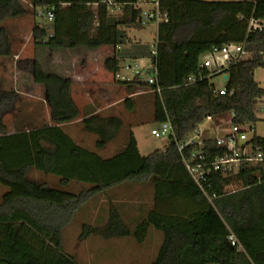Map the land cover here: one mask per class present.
Returning a JSON list of instances; mask_svg holds the SVG:
<instances>
[{
	"label": "trees",
	"instance_id": "trees-1",
	"mask_svg": "<svg viewBox=\"0 0 264 264\" xmlns=\"http://www.w3.org/2000/svg\"><path fill=\"white\" fill-rule=\"evenodd\" d=\"M23 1L35 16L40 9L55 11L52 33L44 25L33 27V39L39 46L91 50L113 47L120 53L107 59L105 66L114 74L125 60L149 55L147 46L118 50L131 44L127 30L141 26V11L134 7L137 0H118L126 4L124 15L118 19L109 15L104 0H0V57L13 56L10 35L1 25L27 14ZM162 1L169 5V21L158 27V84L162 95H156L157 122L171 121L179 142L198 130L208 117L226 113L234 115L232 121L237 125L256 126L260 121L258 102L264 98V88L255 80L256 71L264 68V28L251 30L250 22L264 21V0ZM61 5L72 9L70 41L59 34L63 25ZM230 43L245 44L250 56L233 62L226 70V95L213 94L208 81L187 84L190 76L201 77L199 62L203 54ZM33 79L45 87L51 108L50 121L41 127L9 133L2 119L14 108L18 93L0 92V184L9 188L0 203V223L15 224L10 246L18 254L14 260L0 259V264H79L67 254L63 242L64 230L76 214L111 190L147 183L154 187V209L134 231L118 209L111 210L101 232L105 237H134L142 244L150 228L162 232L164 241L152 264H264V161L257 166L243 164L235 177L214 175L207 190L210 201L190 177L175 143L143 156L131 133L128 146L110 159L80 147L62 128L80 116L71 96L72 80L45 73L37 62ZM123 85L134 93L149 88L140 78ZM126 102L132 104L130 99ZM82 123L87 131L98 135V149H104L123 128V121L115 116L94 115ZM252 142L264 150V138L256 135ZM208 148L209 158L222 153L214 140L208 141ZM33 170L59 177L63 187L74 181L92 187L78 194L52 188L31 180ZM84 229V236L95 232L90 226ZM232 233L244 251L230 245Z\"/></svg>",
	"mask_w": 264,
	"mask_h": 264
},
{
	"label": "rangeland",
	"instance_id": "rangeland-1",
	"mask_svg": "<svg viewBox=\"0 0 264 264\" xmlns=\"http://www.w3.org/2000/svg\"><path fill=\"white\" fill-rule=\"evenodd\" d=\"M206 1H240V0H206ZM27 14L19 23L15 20H8L1 26L5 27L10 35L13 56L0 57V92H8L17 88L21 84L31 83L33 79V68L35 62L45 73H56L67 78V70L73 69L74 62L77 66L86 65L96 61L104 63L109 57L114 55V48L105 46L101 55L95 53L87 47H78L74 52L58 51L51 52L49 48L40 49L39 45L33 39V27L36 24L44 25L49 33L54 31V23H49L46 16H35L32 7L23 1ZM63 14V25L70 23L71 7L61 8ZM20 20V19H17ZM131 44H143L152 48L156 43L158 36V26L150 24L145 27L140 26L127 30ZM47 48V49H45ZM124 48V47H123ZM93 68H96L94 66ZM109 79L112 74L103 70ZM104 73V74H105ZM255 80L264 88V68H260L255 73ZM215 83L218 86L226 85L225 80L220 77L217 80H210L208 83ZM3 86V89H1ZM147 90V89H144ZM139 90V96L134 98L136 112L131 114L128 107L122 108L124 112L120 114L123 120V128L118 136L107 143L104 149L97 148L99 141L98 135L87 131L83 123L80 125L64 129L66 134L75 136V142L82 148L98 154L103 159H110L122 152L129 143L131 133L134 134L138 142L141 155L147 156L154 151L163 150L167 146V141L156 138L152 135V130L160 128L155 118L156 95L154 93H143ZM44 92L43 96L45 97ZM24 103L18 97L14 108L3 116V123L7 126L9 133H15L28 128H36L44 125L47 120L36 123L34 115L21 114ZM264 106V104H263ZM30 106H27L29 109ZM260 107V106H259ZM32 112L37 108L31 107ZM43 112V107L41 109ZM40 111V112H41ZM46 114L51 108L45 106ZM232 113H226L213 118L206 119L199 129L204 139L220 138L226 135L230 129L228 121L232 119ZM32 116V117H31ZM260 119L256 125L258 137L264 138V109L257 111ZM106 117V116H103ZM28 121V124L23 122ZM220 126V128H218ZM31 180L47 184L56 189H61L71 193L78 194L85 189H90L92 185L82 182H72L69 186L63 187L60 184V178L54 175H47L36 170L29 174ZM233 189V188H232ZM231 190V189H230ZM9 192V188L0 184V203L3 196ZM154 187L151 183L144 185H124L120 188L111 190L105 194L93 199L86 207L80 210L73 222L66 227L63 233L64 249L67 254L73 256L79 264H152L156 259L160 247L164 241V234L154 228H150L148 236L144 243L140 244L134 237L128 238H109L101 232L107 224L110 211L118 209L124 222L134 231L139 223L147 218L154 209ZM90 226L95 232L84 236V227ZM14 223H0V259L14 260L17 258V252L11 248L10 240L12 236Z\"/></svg>",
	"mask_w": 264,
	"mask_h": 264
},
{
	"label": "built area",
	"instance_id": "built-area-1",
	"mask_svg": "<svg viewBox=\"0 0 264 264\" xmlns=\"http://www.w3.org/2000/svg\"><path fill=\"white\" fill-rule=\"evenodd\" d=\"M103 4L113 18H121L125 13L126 4L120 3L118 0H104ZM134 7L141 11L140 25L143 27L150 24H156L159 27L162 23L169 21V5L162 0H137ZM37 16H46L49 23L55 21L54 9L47 12L40 9ZM263 28L264 21L251 20V30H262ZM118 50L121 51V47H118ZM249 56L245 44L230 43L223 47H215L200 57L201 77L190 76L187 84L197 85L205 81H215L222 77L226 85L218 86L214 82L209 84L213 94L224 96L228 93L226 70L233 62L246 60ZM158 75L157 39L154 46L149 49L147 57L123 62L120 70L114 74V78L116 82L121 84L131 83L136 78H140L149 84V88L143 90V93H154L161 96L162 88L158 84ZM263 104L264 98H261L258 102V110L264 109ZM207 119L213 120V117ZM232 119L228 121L230 131L220 138L204 139L198 128L185 141L179 142L173 124L169 120L162 122L160 128L152 130V135L156 138L167 141V144L175 143L177 145L187 172L210 201H212V198L207 190L212 187V177L214 175L221 174L223 177H235L240 174L243 164L257 166L264 161L263 148L252 142L257 135L256 126L253 124L237 125L233 123ZM210 140H214L216 146L222 149V153L213 158H209L208 141ZM229 243L232 247H237L239 251H244L243 246L233 233L229 236Z\"/></svg>",
	"mask_w": 264,
	"mask_h": 264
},
{
	"label": "crops",
	"instance_id": "crops-1",
	"mask_svg": "<svg viewBox=\"0 0 264 264\" xmlns=\"http://www.w3.org/2000/svg\"><path fill=\"white\" fill-rule=\"evenodd\" d=\"M65 6H69V5H61V7H65ZM19 19L20 20L16 19L18 23L20 21H23L21 20L22 18ZM73 24H74L73 19L67 25L60 24L59 34L61 39L66 41H70L73 39ZM133 45L136 47L145 46L143 44L140 45L129 44L123 46L124 48L121 47V50L123 51L130 50ZM39 48L44 49V46H40ZM49 50L54 53L58 51H64L65 49L49 48ZM66 50L70 52H74L78 50V48L66 49ZM103 51L104 48L101 47L95 50V53L101 55ZM113 52L114 55L109 56L107 59L114 57L115 55L120 53L117 52L116 50H114ZM106 60L104 61V63H100V61L97 60L96 64H94L96 68H93L94 66L92 62L81 66H77V63L74 62L72 66L73 69L66 71L67 78H70L72 80L71 96L75 105L79 110L80 116L77 121L63 125L62 126L63 129L80 125L85 118L94 115L95 116L100 115L106 117L115 116V117H119L122 120V118L120 117L121 116L120 114L124 112L122 108L124 107L129 108V106L131 105H132V110L129 111L130 109H128V111L131 114L136 112V108L133 101L135 97L139 96V93H134V91H130L128 87H126L125 85L116 82L114 78V73L107 70L105 66ZM127 60H125V62ZM104 69L109 74H112L111 79H109L107 74L103 72ZM225 77L227 78L228 76L225 75ZM1 89H3V86H1ZM14 90L18 93V97L21 99L22 103H24V105L26 106V108L25 109L23 108V111H21V114L26 115L33 113L32 115H34L33 117H35V121H33V123L34 122L39 123L45 120L50 121V116H51L50 111L48 112V114H46V112L44 111L45 106L48 105V103L46 101V95L45 97L43 96L45 92V87L43 85H39L33 81L31 83H23L21 84L19 90L17 88H15ZM127 99H130L132 104L126 102ZM27 106H30L29 109L27 108ZM32 106H35L40 109H36L35 112H32L31 109ZM42 107H43V112L41 111ZM23 122L28 124L27 120H24ZM30 129H34V128L33 127L28 128L27 131ZM69 136L74 141H76L75 136L74 137L71 135Z\"/></svg>",
	"mask_w": 264,
	"mask_h": 264
}]
</instances>
